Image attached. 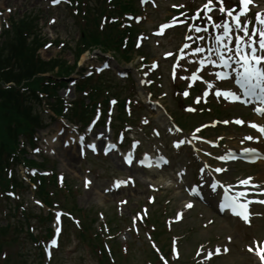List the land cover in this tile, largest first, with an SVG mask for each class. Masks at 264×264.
Returning <instances> with one entry per match:
<instances>
[{
  "label": "rangeland",
  "instance_id": "rangeland-1",
  "mask_svg": "<svg viewBox=\"0 0 264 264\" xmlns=\"http://www.w3.org/2000/svg\"><path fill=\"white\" fill-rule=\"evenodd\" d=\"M0 4H2V6L5 8V6H11L13 7V3L8 2V0H4L3 2H0ZM18 10L16 12L11 13L10 18L12 19H19L23 16V14L32 11L33 13H35V15L38 14L39 16V26L41 29V32L43 33V36L45 39L47 40H54L55 41V45H52L48 48H43L41 50V54L43 58H51V57H59L62 59H65L71 63L74 62L75 60V53L77 51V41L80 37V29L79 27L76 25L75 23V19L66 12L65 6L63 7H58L56 9H50L47 5V1L45 0H19L18 3ZM169 12H167L165 9L158 11H152L151 13V17L157 19H163L164 17L168 16ZM51 16H55L58 18L57 23H55L54 25H48V21L50 19ZM151 21H153V19H149L148 23L145 25H142V29H144L146 32H149L150 28L152 27V23ZM160 21V20H159ZM156 26V25H155ZM154 26V27H155ZM153 27V28H154ZM171 35H169L168 37L164 38L161 42L160 46H156L154 43V40L152 39L151 41H146L144 40L146 43H144L143 41V45L141 47L140 51H136V54H134V59L135 61L130 64H127L124 66H128V67H132L134 65H136L139 59L140 55H148L149 59H158L159 63L162 64V60L163 57L160 55L164 50L169 49L170 47H172L173 45H176V43H172V39H171ZM58 42H64L65 46H59ZM96 53H90L89 55H87L86 53L84 54L83 58H88L90 62H92V58L96 57V54L99 53L98 50L95 51ZM139 64V63H137ZM138 66V65H137ZM112 72V71H111ZM110 72V73H111ZM109 73V72H108ZM113 73V72H112ZM134 75L136 76V71H133ZM163 73V71L161 72ZM164 89H159V92L161 93L163 90L164 91H168V96L162 98V101L164 102L166 108L173 114L176 113H182L181 111L178 110V104L179 101L176 100L175 98H173V91L175 90L174 87V83L168 79L167 77V73H164ZM127 80H122L121 83L119 85L116 84V87L114 89V91H119L122 89L123 94L122 95H118L121 98L125 97L126 95H131L132 93H134V88H132V84L129 83ZM188 81V73L187 72H181L178 76L177 82L176 84H181L180 87L185 88L186 84ZM117 83V82H116ZM125 87V88H124ZM177 87V86H176ZM136 92L138 93V90L136 88ZM163 93V92H162ZM60 94L63 95L64 94V90H60ZM114 94H119V93H114ZM69 96L72 97V100L75 99V93L72 91H70L68 93ZM138 94L136 95L137 98ZM184 113V111H183ZM145 114V111H140L138 112V114L136 115L137 118H139L141 115ZM173 114V115H174ZM175 116V115H174ZM45 118L47 119V114L45 115ZM202 118L198 117L197 119H195V117H191L189 119L188 122H185L186 125H194L195 123L201 122L203 120H205L206 118H204L203 120H200ZM194 121V122H193ZM58 127V123H55L54 126H52V128L50 129L51 132H55L56 128ZM189 128V127H188ZM223 132L226 133H230L231 130L229 129H222ZM139 136L140 137H145V135L139 131ZM66 138V137H65ZM62 140H64V137H61L59 139L60 142H62ZM41 142H43L40 139ZM60 154L58 156L57 162H49L48 165H56V172L59 171H64L66 174V181L68 183H70L72 185V188L75 192H77L75 194L76 197V206L78 208H87L90 210L94 211V214H97V210L103 208L104 210H107L109 212H111V214L113 212H115V202L116 199L118 198V196H113V198L110 199H104L101 195L105 194L104 192V188L106 186H108V183L110 181V173H106L103 172L101 168H104L110 164L113 165H117L120 167V165L116 164L112 158H93L90 159L89 162L84 161L82 159H78L77 162H75V169H69L72 168V165H69L67 162L66 165L62 164L60 160H62L61 154H63V149L60 148ZM94 166L93 169H91L92 174H89L88 176L92 179V181L94 182V185L92 187L91 190H86L84 188L83 185V177L85 175L88 174V168H91L90 166ZM69 167V168H68ZM130 171V170H129ZM170 172H173V170H170ZM256 172L258 173H262L263 172V167L258 168V170H256ZM154 176V175H153ZM155 177V176H154ZM95 178V180H94ZM158 183H163L165 186V189L162 190L160 192V197L161 200L158 204H156L154 207H152L154 210H160L161 208L165 207L166 205H168V200L167 198L172 197L173 195H175V190H171L169 191L168 187L165 185L164 181L161 179V175H158L157 177H155ZM140 185L138 187V189H136V192L139 193V197H141V201L139 203H136V200H131L130 203L128 204V206L126 207V215H131L130 212L134 213V211L139 208V206L141 204H143L146 200V195H147V188H148V183L149 181L152 179V176L148 175H144L141 174L140 177ZM147 179V181H146ZM139 181V180H138ZM167 184H170V181H167ZM128 191L124 190L122 193L119 194V198L118 200L122 197V196H126L128 195ZM95 195V196H91ZM107 195V194H106ZM32 196H33V192L29 191V193L27 195H25V200L26 202H30L32 204ZM101 196V197H100ZM111 196V195H108ZM63 197V196H62ZM165 198V199H164ZM183 200H181L180 203H182ZM175 202H171L170 204V208H172V205ZM175 207H178L179 202H176ZM32 206V205H31ZM65 206V205H64ZM34 207V206H32ZM67 207V206H65ZM36 211L38 213H46V210H40L39 207H35ZM207 212V210L205 211ZM204 213L203 210H201V208H198L197 210L194 211V217L190 218V219H186L179 227H178V232L182 233L183 231L185 232V234H187V236L192 235V237L187 241L186 239H184L183 242V251L188 252L190 251V249L194 248L196 243L199 241V239L204 240L207 239L209 237L214 236L215 234L218 232H224V234H231L234 233V229L229 226V230H226L224 228H221L220 225L222 224V222L220 223H215L214 225L208 227V228H204L202 227V222L203 220H206L210 215L206 214L205 219L199 218L198 214H202ZM196 217V219H194ZM264 219V218H263ZM262 220V219H259ZM3 220H1L0 218V223H2ZM97 226V224L95 225ZM39 225H37V229L38 231L39 229ZM36 231V232H38ZM68 234L69 236V240L68 243L65 245L67 238L65 237ZM121 241L124 242L125 240H129L128 237V233L125 231L123 232L122 236L120 237ZM133 240V238L131 237V241ZM142 242L147 243L146 239L142 236ZM63 243L65 245V248L62 250V248L64 247V245L62 246V248L56 252L55 255V260H54V264H99L98 261H96V259L93 257V255L91 254V252L89 251V249L85 246V244H82L78 238L77 232L75 230L74 227L70 228V231L67 232L66 234H64L63 237ZM132 245L134 246V248H136L135 253H132V258L130 260L131 264H135L138 262H145L144 260V256L145 254L141 251H139L141 244L138 241H133ZM61 254V259L56 261V257L57 255ZM214 264H246V257L244 254H242L241 248L240 247H236V252L234 254H231L229 256L226 257H222L220 259H218V261H216V263Z\"/></svg>",
  "mask_w": 264,
  "mask_h": 264
},
{
  "label": "trees",
  "instance_id": "trees-1",
  "mask_svg": "<svg viewBox=\"0 0 264 264\" xmlns=\"http://www.w3.org/2000/svg\"><path fill=\"white\" fill-rule=\"evenodd\" d=\"M30 21H23L15 27L12 31H8V33H14L13 37H8V40L5 42L4 46L0 49V69L3 67H8L13 65L14 59L16 58L14 66L16 69L2 72L0 70V76L4 82L6 81H17L20 82L22 79H28L26 77L32 76L36 72H44L45 70H51L56 68L61 63L56 60L51 64L41 65L36 64L32 57L29 60H25L23 63L19 62V58H17V52H21L22 45L26 43V36H22L21 32L24 28L29 27ZM27 34L31 31L26 30ZM90 39L87 36H83L87 41L85 44L89 45L92 43H98L106 45L105 40H100V38L95 34H91ZM25 53V52H24ZM18 67H20L21 73H18ZM60 69H65L64 65L60 66ZM29 87L32 91V95L36 96L35 90L39 88L38 81L37 83H28ZM25 98L19 93L15 87L11 89H5L0 85V146L7 148L9 151H13L17 149V136L19 132H27L30 131L32 123L35 121V116L33 115V108L25 103ZM26 133V134H27ZM7 234V229H2L0 231V244H3L5 240L3 238ZM13 238L12 240H15ZM1 248V245H0ZM24 259L23 264H27L26 259Z\"/></svg>",
  "mask_w": 264,
  "mask_h": 264
},
{
  "label": "snow or ice",
  "instance_id": "snow-or-ice-1",
  "mask_svg": "<svg viewBox=\"0 0 264 264\" xmlns=\"http://www.w3.org/2000/svg\"><path fill=\"white\" fill-rule=\"evenodd\" d=\"M53 3H57L58 0H52ZM221 3V12H229L231 13L230 9H225L223 7V0H219ZM241 2L245 5H247L250 0H241ZM213 0H207V4L204 5L205 8H207L208 4H212ZM244 9H240L235 17L236 26L243 28L245 35H248L247 27L245 25L241 24V21L239 19V13L243 12ZM258 13V17H259ZM255 31V30H254ZM259 38H253L249 37L247 40L245 39V36H239L236 45H235V54L233 56L225 57L223 55H220V62L224 64L225 66H228L229 61L232 59L236 60V63L240 65L244 70L240 73V78L237 80V83L241 85V87L244 90L245 95H255L257 100L264 101V64L261 62L264 61V29L258 30ZM230 35V25L227 22L223 23V36L228 37ZM216 39L218 41L221 40L220 36H217ZM219 47V46H218ZM195 51L199 52L201 49L197 48ZM219 54V53H218ZM203 63V61H201ZM215 63V61H213ZM259 89V92L256 90ZM225 95L229 98L233 99H240V96L237 95L235 92H226ZM258 114L264 115V108H257L255 109ZM239 123H244V121H238ZM256 127L259 128L260 132H264V125L262 124H256ZM177 146H179V143L176 142ZM246 151H254L252 149H248ZM220 159H225V157H220ZM131 162V161H129ZM221 169H217V171H220ZM252 178L249 177L248 179H245L241 181V183H249V181ZM119 183V182H118ZM264 191V188L261 189ZM195 191V189H193ZM264 202V201H262ZM191 206L190 204L188 205ZM179 218V216L177 217ZM245 220H247V217H244Z\"/></svg>",
  "mask_w": 264,
  "mask_h": 264
},
{
  "label": "bare ground",
  "instance_id": "bare-ground-1",
  "mask_svg": "<svg viewBox=\"0 0 264 264\" xmlns=\"http://www.w3.org/2000/svg\"><path fill=\"white\" fill-rule=\"evenodd\" d=\"M262 143H263V147H264V141ZM66 152L67 153L64 155L65 156L64 160L67 161L69 165L73 166L75 164V162H77L78 158L74 152H71L70 150H67ZM133 171L138 172L139 170L136 168H133ZM103 198L107 199L108 197L104 196Z\"/></svg>",
  "mask_w": 264,
  "mask_h": 264
}]
</instances>
